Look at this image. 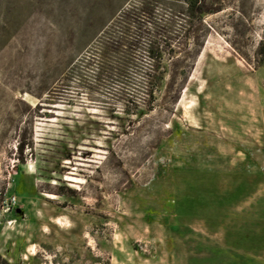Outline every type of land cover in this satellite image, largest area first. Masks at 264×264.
Segmentation results:
<instances>
[{
	"label": "rangeland",
	"instance_id": "1",
	"mask_svg": "<svg viewBox=\"0 0 264 264\" xmlns=\"http://www.w3.org/2000/svg\"><path fill=\"white\" fill-rule=\"evenodd\" d=\"M134 2L0 0V260L264 264V0L176 14L152 111L98 54Z\"/></svg>",
	"mask_w": 264,
	"mask_h": 264
},
{
	"label": "trees",
	"instance_id": "2",
	"mask_svg": "<svg viewBox=\"0 0 264 264\" xmlns=\"http://www.w3.org/2000/svg\"><path fill=\"white\" fill-rule=\"evenodd\" d=\"M159 10L166 12L164 20L158 18ZM223 10L224 4L221 0H135L122 12L123 27L114 29L106 36L108 50L106 48V51L98 53L99 57L106 59L110 56L113 53L110 47L124 48L122 53L115 52L116 55L121 56L120 68L110 69V71H115L116 75L123 80L128 78L131 71L139 73L141 81L137 88L143 96L135 100V105L152 111L155 93L163 81V57L169 53H176L172 50L174 49L172 37L176 33L173 28L174 16L178 18L176 14H179L189 20L198 18L202 23L203 17ZM132 20L134 24L131 26L129 23ZM181 20L185 22V25L181 24L179 32L183 35V31L186 30L184 34L186 35L189 24L186 19ZM157 22H160L161 26ZM194 39L197 41L194 45L197 50L193 53V59H196L200 54L201 45L198 43L199 37L195 36ZM240 56L245 61H249L246 54L240 53ZM141 63L145 64L141 65ZM253 63L255 68H264V31L253 53ZM123 85L125 89L128 86ZM0 264L8 263L1 261Z\"/></svg>",
	"mask_w": 264,
	"mask_h": 264
},
{
	"label": "built area",
	"instance_id": "3",
	"mask_svg": "<svg viewBox=\"0 0 264 264\" xmlns=\"http://www.w3.org/2000/svg\"><path fill=\"white\" fill-rule=\"evenodd\" d=\"M15 202H16V200H15V199H13L11 203H12V204H15Z\"/></svg>",
	"mask_w": 264,
	"mask_h": 264
}]
</instances>
